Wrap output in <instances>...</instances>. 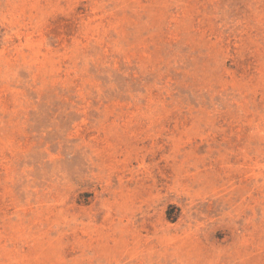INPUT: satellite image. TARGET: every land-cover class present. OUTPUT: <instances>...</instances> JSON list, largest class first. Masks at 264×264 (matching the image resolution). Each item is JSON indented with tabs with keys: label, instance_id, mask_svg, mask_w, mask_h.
<instances>
[{
	"label": "rangeland",
	"instance_id": "374dc122",
	"mask_svg": "<svg viewBox=\"0 0 264 264\" xmlns=\"http://www.w3.org/2000/svg\"><path fill=\"white\" fill-rule=\"evenodd\" d=\"M0 264H264V0H0Z\"/></svg>",
	"mask_w": 264,
	"mask_h": 264
}]
</instances>
